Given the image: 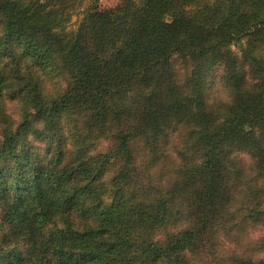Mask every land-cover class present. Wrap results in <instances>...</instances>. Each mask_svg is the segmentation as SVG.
<instances>
[{
    "label": "trees",
    "instance_id": "16d2710c",
    "mask_svg": "<svg viewBox=\"0 0 264 264\" xmlns=\"http://www.w3.org/2000/svg\"><path fill=\"white\" fill-rule=\"evenodd\" d=\"M83 3L0 0V264H264V0Z\"/></svg>",
    "mask_w": 264,
    "mask_h": 264
},
{
    "label": "rangeland",
    "instance_id": "374dc122",
    "mask_svg": "<svg viewBox=\"0 0 264 264\" xmlns=\"http://www.w3.org/2000/svg\"><path fill=\"white\" fill-rule=\"evenodd\" d=\"M83 2H84L83 4L93 3V4H96V5L98 4L101 7H113V6H116L118 3H120L121 0H83ZM78 19H79V17H75L73 19V22L70 25L71 28H75L76 27V25L78 23ZM257 232H259V231H257Z\"/></svg>",
    "mask_w": 264,
    "mask_h": 264
}]
</instances>
